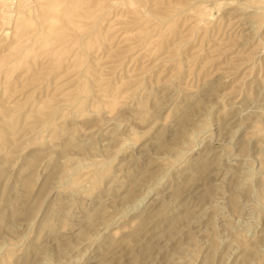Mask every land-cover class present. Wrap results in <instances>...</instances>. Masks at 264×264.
<instances>
[{"label":"rangeland","instance_id":"rangeland-1","mask_svg":"<svg viewBox=\"0 0 264 264\" xmlns=\"http://www.w3.org/2000/svg\"><path fill=\"white\" fill-rule=\"evenodd\" d=\"M0 264H264V0H0Z\"/></svg>","mask_w":264,"mask_h":264},{"label":"bare ground","instance_id":"bare-ground-1","mask_svg":"<svg viewBox=\"0 0 264 264\" xmlns=\"http://www.w3.org/2000/svg\"><path fill=\"white\" fill-rule=\"evenodd\" d=\"M143 221V220H142Z\"/></svg>","mask_w":264,"mask_h":264}]
</instances>
